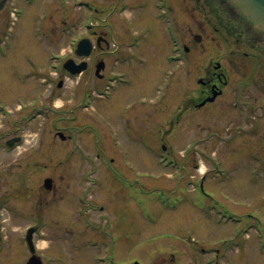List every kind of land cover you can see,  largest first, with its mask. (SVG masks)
Listing matches in <instances>:
<instances>
[{"label":"rangeland","instance_id":"rangeland-1","mask_svg":"<svg viewBox=\"0 0 264 264\" xmlns=\"http://www.w3.org/2000/svg\"><path fill=\"white\" fill-rule=\"evenodd\" d=\"M19 1L22 3L17 5ZM31 1L11 0L0 13V43L8 54L6 58L0 57V108L10 106V111H13L10 113L12 125L14 118L18 117L15 112L17 104L23 105L43 95L44 105L51 106L55 101V105L61 106L59 110H64L54 117L58 114V125L66 135L72 137V141L61 140L56 136L54 128L46 126V120H42L41 133L35 124L30 129L22 128L23 132H19L21 129L16 131L24 134L27 141L13 154H5L0 150V194H3L0 197L4 196L6 202L3 212L6 221L1 224L0 264H20L23 258L27 259L30 255L25 250L22 237L35 216L25 214L21 217L22 210H35L36 214L44 218L45 222L38 227L35 242L39 253L45 252L48 264H100L97 258H104V251L113 249L112 239L115 234L121 238L118 260L122 264L132 263L136 255L142 257L145 264H264V200H258L264 196V178L253 181L248 172L244 180L247 183L250 179L251 192L246 194L240 192L242 182H236L235 179L226 187L231 190L229 201L232 205L235 206L236 202L242 209L251 202L249 223L226 225L222 220L218 222L217 218H207L196 211L200 201L195 194L188 195L185 205L176 210L173 207L176 206V200L179 202L178 194H170L172 198L166 202V207L163 203L165 194L159 193L156 197L141 195L145 199L142 202L149 200L136 208L130 195L117 186L114 178L103 167H99L95 159L99 138L109 149L115 148L109 142L107 132L101 130L104 122L110 129H117L118 126V136L122 141L136 137L133 132H127L121 126L120 111L124 103L129 100V96L155 97L157 89L163 84L164 69H170L171 72L165 71L170 74L177 71V62L169 66L166 64V55L169 53L172 58L175 52L171 49L172 44L164 23L177 28L171 29L172 39L178 33L183 39L182 43L192 48L193 57H210L214 48L207 43L218 48L220 54L227 53L226 42L232 39L225 41L222 33L220 37L214 32L217 26L210 9L204 6V1L168 0V7L162 0ZM16 8L20 15L12 25ZM84 18H92L95 29H100L101 35L108 41L109 45L103 44L94 55L103 52L102 57L109 62V67L113 66L110 63L111 55L119 52L122 56L128 53L127 50L119 51L117 45L124 47L136 37L141 44L137 49L139 54L145 51L149 57L154 56L146 65L140 59L138 62L134 59L126 65H118L120 68L131 66L137 69L135 72L128 69L131 86L128 89L117 86L110 100L97 99L86 111L73 109V106L82 99L85 91L92 93V99L97 96L94 92L99 81L91 70L95 62L93 56L88 59L89 70L79 78L66 79L63 88H58L60 77L55 75L49 64L52 55L69 50L68 43L72 37L65 36L62 30L68 32L73 26V29H77L73 37L84 33ZM198 34H202L207 49L203 56L201 46L195 41ZM159 56L164 69L158 66L161 65L157 60ZM226 58L229 56L220 59ZM176 78L179 79L178 75ZM41 81H45L44 85ZM178 89V84L172 86V104L178 100ZM177 109L169 113L165 111L164 105L157 108L138 107L132 114L133 123L139 131L147 128L155 135L154 131L163 130L166 123L168 125ZM74 113L76 120L72 118ZM191 121V114L187 113L181 121H177L175 131L189 126ZM10 128L16 130L15 126ZM8 131V121L0 115V141L4 142L7 137L3 136ZM40 137L44 138L41 143ZM176 137L174 135L170 143L183 149L187 142L181 145ZM149 144L155 147L154 143ZM116 152L107 151L113 156H117ZM153 154L138 138L134 140V148L128 149L130 161L137 157L141 163ZM84 155L90 159L84 160ZM156 161L157 158L150 159L152 171L157 173L161 168L158 166L156 169ZM201 163L205 164L200 161L198 169H193V163L187 164L191 166L189 174L193 178L205 170L206 164L199 168ZM230 164H235L234 172L247 168L237 159H231ZM253 164L250 162L249 166ZM261 165L264 166V162L257 165L264 174ZM134 166L142 171L150 169L143 164ZM83 175H90L94 182L88 191L85 190L87 184L83 181ZM45 176L54 179L56 192L46 194L39 190L38 186L40 183L42 185ZM149 183L143 182L147 189L162 188L170 190L169 193L175 191V184L166 180L156 182L159 187L154 181ZM247 186L249 188V182ZM209 187L216 194L214 196H220L217 189H213L210 184ZM79 196H84L86 205L79 204ZM100 205L106 206L107 210H98ZM81 208H85V213L80 215ZM236 209L233 207V210ZM54 210L57 211L55 214ZM57 234L66 240L63 242L56 239ZM103 263L106 264V260Z\"/></svg>","mask_w":264,"mask_h":264},{"label":"flooded vegetation","instance_id":"flooded-vegetation-1","mask_svg":"<svg viewBox=\"0 0 264 264\" xmlns=\"http://www.w3.org/2000/svg\"><path fill=\"white\" fill-rule=\"evenodd\" d=\"M196 39V43L201 46L200 51L203 56L207 50L204 38L201 35ZM226 43L228 51L225 54H220L218 48L212 46V43H207L214 49L212 55L206 59L193 57L192 48L184 47L188 55L184 53L180 60L178 100L172 104L170 95L160 104L164 105L166 112L172 113L178 108L177 112L163 130L154 131V134L163 137L166 142L174 140V135L181 145L187 142L183 149L168 150L172 161L178 163L180 161L181 167L187 173L186 180L192 177L189 174L191 166H187L188 163H193V169H198V163L205 162L206 167L203 163L200 166L203 164L206 174L195 177L197 184L195 189L199 190L202 198L210 194L214 199L213 195L216 194L210 190L209 184L219 191L218 195L227 196L231 195V190L226 187L235 179L236 182H242L240 192L246 194L251 192L250 179L249 188L248 182L244 180L249 173L253 181L264 178L260 167L257 166L258 163L264 162V51L234 37ZM103 44L109 45L102 36L98 47ZM222 56L229 58L220 59ZM153 58L154 56L149 57L144 51L142 59L146 64ZM157 60L161 64L158 66L164 69L161 56ZM133 112L130 113L131 116ZM187 113L191 114L192 124L175 131L176 124ZM123 121L122 128L136 135L129 138L130 141L136 140L141 132L145 135L149 133L147 128L139 131L137 126L123 124ZM100 149L105 156L107 151H116L115 148V150L109 149L103 143ZM231 159L242 161L247 171L237 169V172H234L236 166L230 164ZM114 161L115 159H111V162ZM250 162L254 163L252 167L249 166ZM52 185L51 191L56 192L54 181ZM175 187L180 188V186ZM204 188L207 195L202 196ZM3 197L0 206L4 201ZM249 210L250 202L242 208V216H245ZM198 211L202 213V208L199 207Z\"/></svg>","mask_w":264,"mask_h":264},{"label":"water","instance_id":"water-1","mask_svg":"<svg viewBox=\"0 0 264 264\" xmlns=\"http://www.w3.org/2000/svg\"><path fill=\"white\" fill-rule=\"evenodd\" d=\"M217 9L229 8L233 14H241L246 17L245 26L248 29V38L253 42L260 43L264 50V0H208ZM3 2H0V9ZM80 48L87 49L83 53L89 54L90 43L83 40Z\"/></svg>","mask_w":264,"mask_h":264}]
</instances>
